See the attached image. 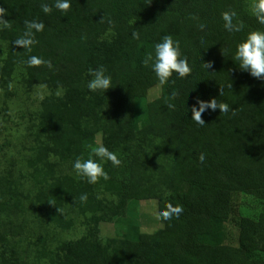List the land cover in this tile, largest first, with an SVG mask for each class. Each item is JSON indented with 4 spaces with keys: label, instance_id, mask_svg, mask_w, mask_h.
<instances>
[{
    "label": "trees",
    "instance_id": "16d2710c",
    "mask_svg": "<svg viewBox=\"0 0 264 264\" xmlns=\"http://www.w3.org/2000/svg\"><path fill=\"white\" fill-rule=\"evenodd\" d=\"M55 2L0 0L12 25L0 28V90L9 92L18 74L26 90L48 91L25 128L19 164L0 161V264H264V213L238 218L236 246L226 228L235 193L264 203V80L235 60L238 44L264 31L252 0H69L68 11ZM224 12L236 14L241 31L226 30ZM25 20L45 25L30 51L14 46ZM165 35L180 42L191 73L161 85L143 60ZM31 56L52 66L30 67ZM100 66L112 88L93 92L89 69ZM156 86L160 96L148 102ZM198 97L229 111L206 109L200 127L191 112ZM8 108L3 101L0 114ZM88 144L121 160L93 157L109 179L77 175L74 162L88 158ZM149 200L162 223L152 233L133 217ZM168 204L183 208L179 217L160 218ZM103 223L114 225L113 237H101ZM68 232L74 237L62 238Z\"/></svg>",
    "mask_w": 264,
    "mask_h": 264
},
{
    "label": "clouds",
    "instance_id": "9594fccd",
    "mask_svg": "<svg viewBox=\"0 0 264 264\" xmlns=\"http://www.w3.org/2000/svg\"><path fill=\"white\" fill-rule=\"evenodd\" d=\"M54 7L60 11H68L71 8V3L69 0H56ZM41 9L44 13H50L52 7L48 4H42ZM252 14L256 17L261 25H264V0H252L251 4ZM7 15V11L4 7H0V28L10 29L12 27L9 20L4 17ZM235 13L224 12L222 18L225 21L224 27L229 32H239L243 28L242 23H233V18ZM25 31L24 33L14 41V46L31 50L32 46L37 44L38 41L35 39L36 32H42L45 25L42 22L35 20L29 21L25 20ZM205 25H200L201 30H203ZM133 37L138 39L139 34L133 33ZM235 60L239 62V68L244 71L250 72V74L258 79L264 80V31L255 30L250 32L246 39L239 43L237 46V52L235 54ZM214 62L203 63L206 69L212 68ZM28 66L38 67L42 64H47L51 67V61H44L42 58L37 56L29 57L27 61ZM151 64L153 71L155 72L159 83L161 85L167 84L169 79L174 73L178 74L180 78H184L191 73V68L189 66V61L186 57L182 58V53L180 49V42L174 40L171 35H165L162 41L155 45V57L152 53H148L144 60L143 65L148 67ZM89 74L92 79L88 82V89L90 91L103 90L107 91L111 87V77L106 75V69L104 66H100L97 69H89ZM11 87V85H10ZM59 95V93H57ZM223 90H221L220 95L222 96ZM178 96V92L173 91L171 93V99H175ZM197 108L195 105L192 106V120L196 122L200 127L206 126L202 114L206 109H211L215 111L219 109L221 113H227L229 111V105L225 102H220L216 98H212L210 102L201 100L197 98ZM168 108L170 110L175 109L173 103H168ZM235 114V112H233ZM89 151V156L85 159L83 156L78 157L74 162V169L78 176L87 178L89 183L95 184L101 178L104 180L109 179L108 173L105 171L103 164L97 162L93 157H99L100 161H110L115 166H120L122 163L118 158L117 154L110 151L103 144H88L86 145ZM201 164L206 160L204 153H200L198 157ZM87 195L83 194L80 197L82 202L87 201ZM49 204L55 206L54 202L49 201ZM59 213L61 209L58 208ZM183 212L181 206H173L168 204L166 210L160 212V218L164 220H170L173 215L179 217Z\"/></svg>",
    "mask_w": 264,
    "mask_h": 264
},
{
    "label": "rangeland",
    "instance_id": "374dc122",
    "mask_svg": "<svg viewBox=\"0 0 264 264\" xmlns=\"http://www.w3.org/2000/svg\"><path fill=\"white\" fill-rule=\"evenodd\" d=\"M48 91L43 88H36L32 91L24 88L21 77L14 75L9 92L0 90V105L3 101L8 103L7 113L0 114V161L17 163L19 152H26V140L24 137L25 128L30 124L35 113L40 108V102ZM160 96V87H153L147 96V101L151 102ZM17 161V162H16ZM19 164V162H18ZM233 215L227 222L226 228L230 234L228 243L236 246L239 236V229L236 221L241 215L264 213V203H258L254 198L235 193L232 197ZM158 203L155 200L139 202L133 217L139 222L142 231L152 233L162 227V223L157 213ZM73 232L62 235V238L70 239L74 237ZM115 235V227L110 223L101 225V237L108 238ZM21 247H26V241H21Z\"/></svg>",
    "mask_w": 264,
    "mask_h": 264
}]
</instances>
